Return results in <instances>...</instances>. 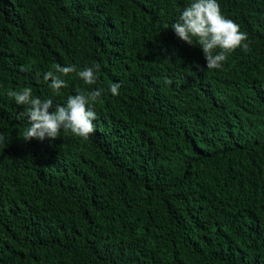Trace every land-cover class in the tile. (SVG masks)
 <instances>
[{
  "label": "trees",
  "instance_id": "trees-1",
  "mask_svg": "<svg viewBox=\"0 0 264 264\" xmlns=\"http://www.w3.org/2000/svg\"><path fill=\"white\" fill-rule=\"evenodd\" d=\"M191 2L0 0V264H264V0H217L251 47L218 70L171 29ZM57 64L97 82L53 96ZM25 87L103 89L90 138L24 141Z\"/></svg>",
  "mask_w": 264,
  "mask_h": 264
},
{
  "label": "clouds",
  "instance_id": "clouds-1",
  "mask_svg": "<svg viewBox=\"0 0 264 264\" xmlns=\"http://www.w3.org/2000/svg\"><path fill=\"white\" fill-rule=\"evenodd\" d=\"M175 35L189 46H199L206 60L207 70H218L223 67L228 55L241 49L245 53L251 51L247 33L241 31L238 24L226 18L217 0H192L178 15L171 25ZM202 70V69H201ZM99 65L77 70L75 65H55V71L43 75L44 83L52 90L53 96H58L61 90L68 87L65 77L75 73L86 85L97 82L96 73ZM39 78V74L38 77ZM171 83V80H166ZM120 83H112L110 92L119 95ZM103 89H93L86 94L77 92L67 98L65 104H56L53 99L42 100L33 96L30 87L18 91H10L9 96L24 111L19 118H27L28 127L23 133L24 141L56 140L61 131L70 132L75 137L87 140L94 132L93 121L97 119L95 105L101 100ZM55 107L54 111H50ZM5 134L0 133V146H4Z\"/></svg>",
  "mask_w": 264,
  "mask_h": 264
}]
</instances>
